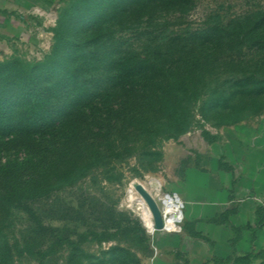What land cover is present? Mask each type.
Instances as JSON below:
<instances>
[{"label":"rangeland","instance_id":"obj_1","mask_svg":"<svg viewBox=\"0 0 264 264\" xmlns=\"http://www.w3.org/2000/svg\"><path fill=\"white\" fill-rule=\"evenodd\" d=\"M173 2L0 0V62L14 56L40 61L52 53L65 57L72 48L66 40L83 42L98 32L104 33L107 50L121 45L114 54L118 58L123 49L156 45V13L178 32L202 27L213 11L227 18L264 6V0H196L195 7L178 17ZM263 56L254 52L243 60L254 64ZM234 62L219 58L206 65L203 75L197 71L188 76L204 87L196 101L183 90L120 92L123 111L142 116L134 125L125 124L123 133L116 127L109 155L116 157L110 163L119 168V179L92 183L86 177L36 205L43 222L60 235L76 239L84 231H102L113 225V217L122 228L118 239L85 242L74 252L62 247L43 262L28 257L21 263L264 264V226H257L259 218L264 220V81L263 87L254 79L244 85L245 76L234 70ZM108 89L100 85L92 98L102 109L105 100L107 109L110 105L120 111ZM144 124L148 127L141 128ZM169 133L173 135L167 137ZM133 182L155 199L164 216L162 230L153 228ZM12 224L16 230L27 221L18 213ZM184 225L196 235H189ZM136 235L146 241L137 243ZM12 237L8 235L10 244Z\"/></svg>","mask_w":264,"mask_h":264},{"label":"trees","instance_id":"obj_2","mask_svg":"<svg viewBox=\"0 0 264 264\" xmlns=\"http://www.w3.org/2000/svg\"><path fill=\"white\" fill-rule=\"evenodd\" d=\"M195 1L173 2L178 6V17L195 7ZM160 18L156 13L155 46L123 49L118 58L114 54L121 45L107 50V39L98 32L83 42L66 40L72 48L65 57L55 58L52 53L40 61L14 56L0 62V264H22L28 257L43 262L62 247L74 252L85 242L118 239L122 228L113 217V225L102 231H84L76 239L60 235L56 227L43 222L36 205L53 191L86 177L92 183L119 179V168L110 163L116 157L109 155L115 149L116 127L123 133L125 124L134 125L142 116L123 111L120 92L140 90L144 95L152 87L183 90L191 92L196 101L204 87L188 76L197 71L203 75L206 65L219 58L235 61L234 70L241 78L245 76L244 85L254 79L263 87L264 56L254 64L243 58L264 53V6L227 18L213 11L202 27H185L178 32L169 30L168 22ZM108 33L114 35L115 31ZM106 54H110L108 62ZM103 84L112 92L108 95L114 94L111 99L117 108L122 106L120 111H112L110 105L107 109L105 100L101 102L103 109L95 103L92 97ZM18 213L27 224L15 230L12 219L15 221ZM259 219L257 226L261 228L264 220ZM183 228L196 235L186 225ZM12 233L10 244L8 235ZM135 237L137 243L146 241L144 235Z\"/></svg>","mask_w":264,"mask_h":264},{"label":"water","instance_id":"obj_3","mask_svg":"<svg viewBox=\"0 0 264 264\" xmlns=\"http://www.w3.org/2000/svg\"><path fill=\"white\" fill-rule=\"evenodd\" d=\"M136 192L140 195V197L145 201L147 204L151 217L153 220V228L156 230H161L164 228V216L157 205L153 196L148 192V190L140 183V182H133L132 183Z\"/></svg>","mask_w":264,"mask_h":264},{"label":"bare ground","instance_id":"obj_4","mask_svg":"<svg viewBox=\"0 0 264 264\" xmlns=\"http://www.w3.org/2000/svg\"><path fill=\"white\" fill-rule=\"evenodd\" d=\"M147 205V204H146ZM150 211V210H149ZM162 230V229H161Z\"/></svg>","mask_w":264,"mask_h":264}]
</instances>
